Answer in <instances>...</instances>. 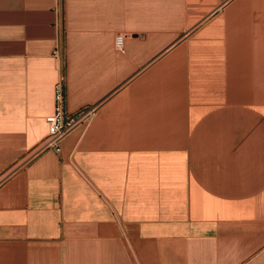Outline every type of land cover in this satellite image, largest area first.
Masks as SVG:
<instances>
[{
  "label": "crops",
  "instance_id": "0c3cea01",
  "mask_svg": "<svg viewBox=\"0 0 264 264\" xmlns=\"http://www.w3.org/2000/svg\"><path fill=\"white\" fill-rule=\"evenodd\" d=\"M0 264H264V0H0Z\"/></svg>",
  "mask_w": 264,
  "mask_h": 264
},
{
  "label": "built area",
  "instance_id": "2783aa9c",
  "mask_svg": "<svg viewBox=\"0 0 264 264\" xmlns=\"http://www.w3.org/2000/svg\"><path fill=\"white\" fill-rule=\"evenodd\" d=\"M116 45L120 50L124 48V36L116 38ZM96 111L93 108H83L76 112H69L66 107V92L64 78L56 85L55 111L47 118L49 133L37 148V153L46 151L60 152L63 140L76 128L88 127L94 119Z\"/></svg>",
  "mask_w": 264,
  "mask_h": 264
}]
</instances>
